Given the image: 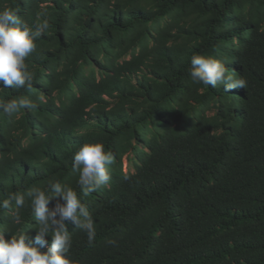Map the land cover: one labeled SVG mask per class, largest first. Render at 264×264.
I'll list each match as a JSON object with an SVG mask.
<instances>
[{
    "label": "trees",
    "instance_id": "trees-1",
    "mask_svg": "<svg viewBox=\"0 0 264 264\" xmlns=\"http://www.w3.org/2000/svg\"><path fill=\"white\" fill-rule=\"evenodd\" d=\"M4 7L49 29L26 60L31 92L0 87V100L37 104L0 113V200L52 177L72 186L96 224L89 243L67 223L72 264H264V0ZM193 54L226 60L247 88L193 83ZM88 141L114 162L109 185L84 195L71 161ZM10 216L0 209V228L34 240L27 200L20 224Z\"/></svg>",
    "mask_w": 264,
    "mask_h": 264
},
{
    "label": "clouds",
    "instance_id": "clouds-1",
    "mask_svg": "<svg viewBox=\"0 0 264 264\" xmlns=\"http://www.w3.org/2000/svg\"><path fill=\"white\" fill-rule=\"evenodd\" d=\"M48 29L47 19L30 24L19 15L18 10L11 7L0 9V87L31 92L35 73L26 60L36 51V41ZM225 63L226 60L214 55L193 54L188 69L189 78L193 83L208 87L223 84L226 90L246 89V79L229 74ZM36 107L37 104L29 96L0 100V113L10 118L22 109L30 111ZM113 162L112 153L106 151L101 142H84L75 150L71 171L77 176V185L84 195L109 185V166ZM26 200L37 221L34 240L25 231L13 233L8 228H0V264H72L70 250L73 241L67 228L68 222L85 233L89 243L95 241L93 216L72 186L52 177L44 186H33L23 193H9L0 200V209L9 210L12 224L21 223V209L25 207ZM53 200L54 205L49 207ZM6 232L10 238L5 237ZM48 236L51 237L50 245ZM106 244L116 246L117 241L108 239ZM45 246L47 250L40 251Z\"/></svg>",
    "mask_w": 264,
    "mask_h": 264
},
{
    "label": "rangeland",
    "instance_id": "rangeland-1",
    "mask_svg": "<svg viewBox=\"0 0 264 264\" xmlns=\"http://www.w3.org/2000/svg\"><path fill=\"white\" fill-rule=\"evenodd\" d=\"M127 161L125 160V158H124V162H123V168L125 167L126 168V166H127Z\"/></svg>",
    "mask_w": 264,
    "mask_h": 264
}]
</instances>
